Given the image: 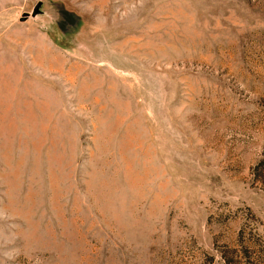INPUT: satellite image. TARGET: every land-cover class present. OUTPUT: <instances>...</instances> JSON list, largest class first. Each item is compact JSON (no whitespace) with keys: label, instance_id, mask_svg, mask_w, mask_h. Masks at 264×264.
Segmentation results:
<instances>
[{"label":"rangeland","instance_id":"1","mask_svg":"<svg viewBox=\"0 0 264 264\" xmlns=\"http://www.w3.org/2000/svg\"><path fill=\"white\" fill-rule=\"evenodd\" d=\"M263 155L264 0H0V264H224Z\"/></svg>","mask_w":264,"mask_h":264},{"label":"trees","instance_id":"2","mask_svg":"<svg viewBox=\"0 0 264 264\" xmlns=\"http://www.w3.org/2000/svg\"><path fill=\"white\" fill-rule=\"evenodd\" d=\"M254 178L264 185V155L253 167ZM230 255L223 254L224 264H264V242L258 238L246 239Z\"/></svg>","mask_w":264,"mask_h":264},{"label":"water","instance_id":"3","mask_svg":"<svg viewBox=\"0 0 264 264\" xmlns=\"http://www.w3.org/2000/svg\"><path fill=\"white\" fill-rule=\"evenodd\" d=\"M40 5H41V2H38L34 8V11L33 13L34 14H37L39 11H40ZM27 14V12H25V15ZM25 15L23 16V18H25Z\"/></svg>","mask_w":264,"mask_h":264}]
</instances>
